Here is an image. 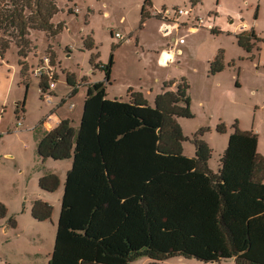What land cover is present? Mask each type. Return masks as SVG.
I'll return each instance as SVG.
<instances>
[{"label":"trees","instance_id":"1","mask_svg":"<svg viewBox=\"0 0 264 264\" xmlns=\"http://www.w3.org/2000/svg\"><path fill=\"white\" fill-rule=\"evenodd\" d=\"M199 1L192 0L193 5ZM149 7H153L152 1L145 0L142 22L151 17ZM59 11L58 0H0V57L16 44L18 54L26 59L21 61L24 80L30 73L27 58L34 44L30 34L38 30L48 37L59 34L63 25L53 21ZM236 38L239 47L250 54L260 50L263 40L255 28L237 33ZM86 44L94 47L91 36ZM224 56L221 50L210 61L209 73L226 69ZM97 60L94 55L91 63L106 71L108 81H85L80 125L76 127L72 118L61 119L38 145L44 159L73 160L57 227L58 251L65 253L72 241L81 239L95 251L91 257L81 255L77 264H129L141 257L151 259V264L168 259L210 263L228 258L236 264H264V156L258 150V133L235 124L219 170L214 172L209 164L213 149L200 135L193 139L194 157L184 151L189 137L179 119L193 116L185 83L177 90L170 88L174 80L165 83L154 105L161 123L153 126L135 113L138 107L152 108L142 91L129 88L128 101L108 98L114 60L110 65ZM40 78L39 89L45 93L57 74L49 71ZM68 83L74 87L72 96L78 84L72 76ZM224 129L219 126L220 131ZM60 184L54 173L40 179L44 191L55 192ZM130 193L138 194L142 218L127 209ZM120 200L124 219L112 231L113 210ZM52 212L53 205L43 200L32 208L40 221L50 219ZM6 214L7 207L0 202V217ZM170 216L176 226L162 228L157 218ZM109 237L116 239V248L107 244Z\"/></svg>","mask_w":264,"mask_h":264},{"label":"rangeland","instance_id":"2","mask_svg":"<svg viewBox=\"0 0 264 264\" xmlns=\"http://www.w3.org/2000/svg\"><path fill=\"white\" fill-rule=\"evenodd\" d=\"M144 1L58 0L60 11L53 21L62 24L63 29L52 37L40 30L30 34L34 44L27 58L30 64L27 80L22 77L21 64L26 59L18 54L16 44H12L4 57H0V202L7 207V214L0 217V264H77L81 255L91 257L95 251L92 244L81 239L72 241L65 253L58 251L57 227L67 173L73 167V160L44 159L38 152L39 142L48 129L44 123L46 120L72 118L76 127L80 125L87 94L85 81L106 79V71L95 69L91 63L94 55H98L97 63L110 65L112 60L115 62L110 76L112 83L107 87L109 99L128 101L127 92L132 88L142 91L155 109V98L165 87L161 79L154 80L158 76L154 73L156 70L162 78L175 81L170 87L172 90L179 89L183 83L188 86L186 95L190 98L193 116L179 119L185 135L189 137L183 144L187 156L194 157L193 139L200 135L213 149L209 164L214 172H218L220 159L228 148L231 134L235 132V124L241 130L258 133V150L264 156V0H200L195 5L192 0H151L153 7L192 9L191 17L204 19L199 25L184 15L179 17L180 22L188 20L189 25L209 28L213 21L216 26L224 28L235 17L238 20L236 26L246 23L249 30L255 28L263 38L259 42L260 50L256 48L250 54L242 49L244 56H239L234 63L232 57L240 50L236 34L226 31L213 33V29H204L198 35L183 39L180 47L186 52L185 63L165 68L149 67L145 55L158 45L166 47L170 40L171 34H164L161 30L164 21L156 17L146 18L144 22L151 26L147 28H151L149 41L143 46L136 45ZM225 11L229 14L223 15ZM117 32L131 36L132 43L120 42L114 37ZM89 36L94 40L93 48L86 44ZM223 39L230 50L232 48L230 64H226L225 71L218 73L214 81L208 71L197 70L204 68V59L208 55L223 50L219 48ZM46 55L53 57L51 69L57 74L52 102L45 100L39 89L41 78L32 73ZM68 76L78 84L77 92L72 96L74 87L68 83ZM220 82H223L222 86ZM72 103L74 108H71ZM140 117L147 124L156 123L153 115ZM221 125L225 126L223 131L219 130ZM48 173L60 178V187L55 192L41 189L40 179ZM129 195L132 199L128 201L127 209L142 218L138 194ZM38 200L53 205L50 219L40 221L33 216L32 208ZM122 208L120 200L113 210L112 231L123 222L125 211ZM157 220L162 228L176 226L173 216ZM116 242L109 237L107 244L113 249L118 245ZM151 262L148 257H141L129 264ZM161 264H236V261L232 258L210 263L196 259H168Z\"/></svg>","mask_w":264,"mask_h":264},{"label":"crops","instance_id":"3","mask_svg":"<svg viewBox=\"0 0 264 264\" xmlns=\"http://www.w3.org/2000/svg\"><path fill=\"white\" fill-rule=\"evenodd\" d=\"M228 14H229L228 11H225V13H223V15H228ZM188 20H186V21L183 20L182 21L183 22V26L180 29L175 28V29H173L171 31V33H170L171 35L169 37L170 40L166 44V47L169 48V49H166V47H163L162 45H158L153 50L152 49L151 50H148V53H145V55L147 57V65L149 67H152V66L155 67L156 66L155 68H158V67L165 68V67H170L171 64L173 65V64H176V63L179 66L183 65V63H185V54H186V52L180 47V45H182L183 39L190 37V35H192V34L198 35V34L202 33V30H204V29L205 30L207 29V31H208V29H211V31L213 29V33H215L214 31H216V32L217 31H226V32H230V33L237 34L239 32L244 31V30H241L240 29V26L239 25L236 26V23H237L238 20L235 17L231 19L232 21L227 22V24L224 26V28H222V27L220 28V27L216 26L217 24L216 23H213V21L210 22V24H212V26H210L209 28L196 27V26H193V25H189L190 23H188ZM193 20L194 19H192L191 22L196 23V20L195 21H193ZM149 27H151V26L147 22V23H145V25H142L139 28L141 31L139 30L140 31L139 33L140 34H138V36H136V45L137 46L139 44L141 46H143V44L145 45L149 41V36H150V33H151V28L150 29H147ZM248 31H249V29H248ZM259 35L261 36V34H259ZM130 43H132V41ZM171 48H172V50H171ZM219 48L220 49L223 48V50H224V53H225L224 61H225V63L227 64L229 62V64H230L229 56L231 55L232 48L230 50L229 46H227L224 43V39L222 40V43L220 44ZM238 49H240V50H237L236 51V55L234 57H232L234 63L236 62V60H237V58L239 56L241 58H242V56H244L242 54V48L240 47ZM180 51H182V53ZM164 52H166L167 54H170V55L173 56V60L170 61V62H168L167 64H164V63L161 62V55ZM153 54H155V55H153ZM218 54L219 53H216V54L210 55V56L208 55V57H206L204 59V64H205L204 68H199L197 71H201V72L202 71H208V74H209V72H210V61H213ZM114 64H115V62H114ZM261 64H262V61H261ZM262 65L264 66V60H263V64ZM112 70H113V67H112ZM112 70L110 72V76H111ZM224 71H222V72H224ZM154 73L155 74L158 73V76H156L154 78V80L159 81L161 79L162 82H165V83L171 82V79H167L165 77L162 78V76L159 75V72H157V70ZM216 75H219V74L218 73L215 74V75H212L211 74L212 80L215 81L214 78L216 77ZM100 80H103V79H98V81H100ZM106 81H108V80L106 79ZM91 83H93V82H91ZM108 83L109 82H107V86L109 85ZM220 83H221L220 85L222 86L223 82H220ZM135 113L137 115H139V116H141V115H145V116L150 115V116H152L153 115V117L156 120V123L155 124H152L153 126H159L160 123H161V119H162L161 118V115L159 114V112L156 109H152V108H149V107H144V108L138 107V108H136ZM142 117H144V116H142ZM60 120L61 119H55L54 118V119L49 120V121H46L44 123L47 125V128L48 129H51L53 127H56L58 125V123L60 122Z\"/></svg>","mask_w":264,"mask_h":264},{"label":"built area","instance_id":"4","mask_svg":"<svg viewBox=\"0 0 264 264\" xmlns=\"http://www.w3.org/2000/svg\"><path fill=\"white\" fill-rule=\"evenodd\" d=\"M150 15L151 17H156L160 19L161 21H164V24L162 25V32L164 34H169L171 31L175 28L180 29L183 26V22H180L179 17L188 15L189 20L194 19L192 16V9L190 10H185V9H180L179 7L174 8V10H171L169 8H160V7H152V10H150ZM196 20V24L202 25L203 24V18H196L193 21ZM142 25H145V22H142ZM196 26V25H193ZM198 27V26H196ZM240 29L241 30H247L249 27L247 26L246 23L240 24ZM114 37L120 40V42H125L126 44H129L132 41L131 36H127L126 34L122 32H117ZM182 53V51H180ZM166 52H164L161 55V62L164 64H167L168 62L173 60V56L170 54H167L168 57L165 58ZM43 64L38 66L37 68L34 69V75L35 76H42L44 74H47L49 71L52 72L53 70L51 69V57L49 55H46L43 59ZM56 82L52 81L51 84L49 85V88L46 90L44 93L45 95V100L48 102H52L53 100V88H55ZM71 108H74L73 103L71 104ZM52 115V114H51ZM52 116L49 118L51 119ZM49 121V120H46Z\"/></svg>","mask_w":264,"mask_h":264},{"label":"water","instance_id":"5","mask_svg":"<svg viewBox=\"0 0 264 264\" xmlns=\"http://www.w3.org/2000/svg\"><path fill=\"white\" fill-rule=\"evenodd\" d=\"M70 55V54H69Z\"/></svg>","mask_w":264,"mask_h":264}]
</instances>
